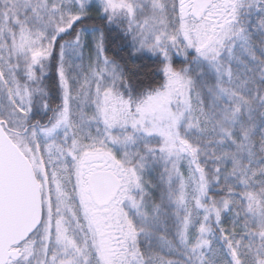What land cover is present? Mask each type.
Instances as JSON below:
<instances>
[{"label": "snow or ice", "instance_id": "snow-or-ice-1", "mask_svg": "<svg viewBox=\"0 0 264 264\" xmlns=\"http://www.w3.org/2000/svg\"><path fill=\"white\" fill-rule=\"evenodd\" d=\"M0 264H264V0H0Z\"/></svg>", "mask_w": 264, "mask_h": 264}]
</instances>
